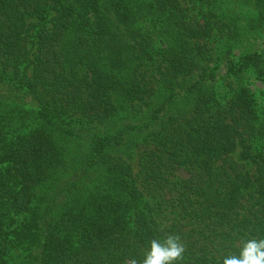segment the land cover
<instances>
[{
  "label": "trees",
  "instance_id": "1",
  "mask_svg": "<svg viewBox=\"0 0 264 264\" xmlns=\"http://www.w3.org/2000/svg\"><path fill=\"white\" fill-rule=\"evenodd\" d=\"M169 234L175 264L264 239V0H0V264Z\"/></svg>",
  "mask_w": 264,
  "mask_h": 264
},
{
  "label": "clouds",
  "instance_id": "2",
  "mask_svg": "<svg viewBox=\"0 0 264 264\" xmlns=\"http://www.w3.org/2000/svg\"><path fill=\"white\" fill-rule=\"evenodd\" d=\"M185 246L178 235L169 234L165 239H152L142 264H175L182 260ZM132 264H138L133 260ZM222 264H264V239H250L242 244L238 255H230Z\"/></svg>",
  "mask_w": 264,
  "mask_h": 264
},
{
  "label": "rangeland",
  "instance_id": "3",
  "mask_svg": "<svg viewBox=\"0 0 264 264\" xmlns=\"http://www.w3.org/2000/svg\"><path fill=\"white\" fill-rule=\"evenodd\" d=\"M254 81H255V80L252 79V80L250 81V83H251V82H254ZM250 86H251V88L256 89L257 87L261 86V84H260V82L256 81V82H254V84H251ZM177 174H178L179 176H181V177H186V176H187V173H186L184 170H181V169L178 171Z\"/></svg>",
  "mask_w": 264,
  "mask_h": 264
}]
</instances>
